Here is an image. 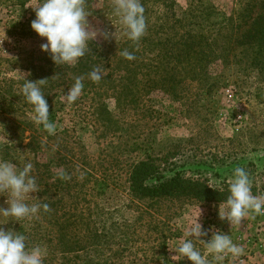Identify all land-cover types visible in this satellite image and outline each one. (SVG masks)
Returning <instances> with one entry per match:
<instances>
[{"label":"rangeland","instance_id":"374dc122","mask_svg":"<svg viewBox=\"0 0 264 264\" xmlns=\"http://www.w3.org/2000/svg\"><path fill=\"white\" fill-rule=\"evenodd\" d=\"M173 1L176 18L183 19L189 0ZM36 3L37 0H0V105L6 109L4 113L0 110V160L11 161L5 150L13 141L18 150L11 156L17 157L35 135L36 158L29 153L22 154V158L33 163L35 176L44 177L43 182H37L40 190L49 186L50 192L31 193L39 200L29 198L26 202L50 204L47 211L41 209L31 219L15 221L0 215V227L16 231L23 226L28 233L34 230V241L30 238L28 244H38L46 250L43 264H192L174 249L198 218L205 230H221L244 248V255L228 257L224 264H264V216L250 214L239 225L219 218V209L227 212L224 201L236 167L249 173L253 194L264 195V64L255 61L254 50L233 38L224 52L225 41H219L220 46L212 52L207 77H187L176 87L171 82L155 85L171 75L157 72L155 64L136 68L140 80L137 102L124 105L114 97L102 98L121 124L122 132L116 130L118 125L94 116L99 98H87L82 91L75 102L68 103L63 95L71 86L62 84L45 97L49 119L56 125L55 134L49 135L34 122L33 107L22 94L23 77L29 80L34 66L49 59L48 52L41 51L46 38L38 36L30 26ZM205 3L220 14L214 15L218 20L222 16L235 17L242 10L240 0ZM88 4L90 25L110 34L108 39L96 38V42L114 53L124 29L113 15V0H91ZM162 4L148 5L156 8V12L151 9L149 33L161 23L160 10L162 13L165 9ZM259 11V6L253 10V18ZM251 20L243 21V30L249 28ZM203 27L206 32L216 29L209 23ZM225 27L223 38L231 30V25ZM147 58L151 60L152 56ZM260 60L263 63L264 56ZM183 74L182 70L177 77L183 78ZM228 89L236 96L234 104L227 101ZM238 112L245 117L241 125L234 122ZM59 156L64 157L63 165L56 164ZM147 157L157 165L167 162L168 168L182 171L186 192L177 199L134 197L128 181L129 168ZM48 168L50 174L45 172ZM106 179L110 185L101 183ZM56 180L63 182L59 190ZM197 183L218 193L210 199L194 198L195 194L188 192L198 187ZM7 199V193H0V208L9 207ZM211 235L209 231L203 239L207 241ZM64 243L66 249L62 247ZM164 244L167 250H159L158 246ZM70 249L81 250V256H75Z\"/></svg>","mask_w":264,"mask_h":264},{"label":"trees","instance_id":"16d2710c","mask_svg":"<svg viewBox=\"0 0 264 264\" xmlns=\"http://www.w3.org/2000/svg\"><path fill=\"white\" fill-rule=\"evenodd\" d=\"M26 1V0H22ZM87 0V5L89 8ZM205 0H189L190 5L183 19L176 18V14L173 10V0H141L145 7V17L147 21L146 34L137 42H133L127 38L126 35L119 40L115 52L111 53V50H106L101 44L96 42L94 39L89 43V51L85 57L81 58L75 65H56L49 53L48 60L41 66H34L31 70V76L29 81H38L40 79H47L46 83L42 86V91L45 97H49V93L62 84L70 85L74 83V80L78 76L84 77V89L83 93L85 97H89L92 100H96V106H94V116L100 120L108 121L111 124L118 126L116 130L122 132L121 124L115 120L114 117L108 111L106 105L102 101L103 97H114L118 102L124 105H131L138 101V85L140 80L137 78L136 68H151V64H155V69L160 74L167 72L171 73L168 78H161L156 81L155 85L160 84L161 86L167 82H171L172 87L181 85V83L188 78L192 79H203L207 77L208 64L214 55L217 47H219V41H225L223 51H226L227 45L231 44L232 39L236 38L237 42L241 46H248L254 50L256 55L255 61L261 63L260 58L264 56V0H240L239 7L242 10L235 14V17L222 16L221 19L214 18V15L218 14L211 4L207 5L204 3ZM163 3L162 6L165 8L161 13V23L156 26V31L149 33V21L152 16V11L156 12V8H150V3ZM149 5V6H148ZM159 5V4H157ZM260 7V11L257 16L253 18V10L256 7ZM152 9V11H151ZM215 11V12H214ZM202 22H199V20ZM251 20V25L248 29L243 30L241 26L243 21ZM209 23L212 28L215 27V32H206L204 25ZM179 25V28L176 27ZM231 25V30L227 38H223V30L225 26ZM218 28V29H217ZM155 35V37H154ZM238 39V40H237ZM219 45V46H218ZM127 50L134 56V60H127L121 55V52ZM152 56L149 60L147 57ZM196 62V63H195ZM195 63V64H194ZM100 67L103 69V77L99 82H93L88 74L95 68ZM183 78H178L177 75L182 73ZM164 72V73H163ZM178 73V74H176ZM152 80V79H151ZM0 110L4 113L6 109L0 105ZM60 134H58V138ZM35 135L30 137V143L24 147V151L19 152V156H11V152L14 154L18 149L15 150L16 146L10 144V148L6 149L5 152L11 161L20 164L26 154H33L36 158ZM22 143V141H21ZM21 143L19 147L21 146ZM137 148L140 146L136 144ZM130 148V147H129ZM136 148V149H137ZM141 148V147H139ZM32 149V150H29ZM132 149V146H131ZM29 150V151H28ZM130 150V149H129ZM8 151V152H7ZM15 159H17L16 162ZM64 157L59 156L56 164L63 165ZM37 171L40 172V167L36 164ZM128 181L130 184V190L134 197L140 200L163 198L169 196L170 198L177 199L182 195V192H186L187 187L182 177V171H176L175 168H168L167 162L164 164L157 165L154 161L147 157L129 168ZM49 173V168L45 170ZM50 174V173H49ZM34 175V174H33ZM37 182H43L44 177L36 176ZM50 176H48V179ZM47 181V179H46ZM191 181V180H190ZM194 181V180H192ZM56 187L62 186L63 182L56 180ZM47 183V182H45ZM103 185H110L108 180L101 182ZM191 183V182H189ZM198 184V187L191 188L189 194L194 195V198L200 200L210 199L215 197L218 192H215L203 184ZM185 188V191L180 189ZM50 192L49 186L40 190L39 193L48 194ZM49 206V201H45ZM44 203V204H45ZM34 231V230H33ZM25 232L23 226H19L16 232L24 233L28 237V243L30 238L34 241L35 232ZM40 238L38 241H41ZM63 240V237H62ZM63 249H66L65 243ZM159 250H167L166 244L159 245ZM73 252L72 249H70ZM81 250L73 252L75 256H81ZM65 253H71L64 251Z\"/></svg>","mask_w":264,"mask_h":264},{"label":"clouds","instance_id":"9594fccd","mask_svg":"<svg viewBox=\"0 0 264 264\" xmlns=\"http://www.w3.org/2000/svg\"><path fill=\"white\" fill-rule=\"evenodd\" d=\"M112 7L113 15L123 26V34L133 42L139 41L146 34L148 26L141 0H113ZM33 8L35 19L31 21V29L38 36L46 38V42L41 44V51L48 52L56 65H75L88 53L90 42L98 37L109 38L107 31L90 25L87 17L91 13L87 0H37ZM121 55L129 61L135 59L127 50L122 51ZM103 74L102 68L95 67L88 77L93 82H99ZM23 80L22 94L33 107L34 122L41 125L49 135H54L56 125L49 119V105L42 91L47 79L29 81L23 77ZM83 80L82 76L76 77L63 99L68 103L75 102L84 89ZM61 176L70 179L64 174ZM252 187L249 173L243 167H236L228 187L229 195L224 201L227 212L219 209V218L226 219L231 225H239L250 214L264 216V195H254ZM39 191L30 160L24 159L20 164L0 160V193H7L6 203L9 205L0 208V215L19 221L33 218L41 209L47 211L46 203L30 205L26 202L29 198L39 200L30 195ZM209 231H212V235L206 241L203 237H207ZM184 235L186 238L174 250L192 264H224L226 258H238L245 252L242 246L233 241L231 235L211 228L205 230L198 218ZM198 245L203 246L205 251L202 252ZM45 254L46 250L41 245L29 246L28 237L24 233L0 227V264H43ZM208 256L212 259L209 260Z\"/></svg>","mask_w":264,"mask_h":264},{"label":"built area","instance_id":"2783aa9c","mask_svg":"<svg viewBox=\"0 0 264 264\" xmlns=\"http://www.w3.org/2000/svg\"><path fill=\"white\" fill-rule=\"evenodd\" d=\"M226 98L229 103H233L236 100V96L234 92L231 89L226 90ZM245 117L242 112H238L235 115L234 122L237 123V125H241L244 121Z\"/></svg>","mask_w":264,"mask_h":264}]
</instances>
